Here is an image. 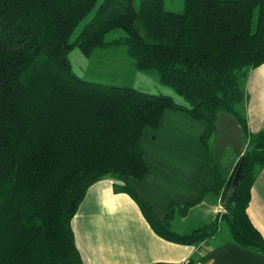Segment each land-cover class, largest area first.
I'll use <instances>...</instances> for the list:
<instances>
[{
  "label": "trees",
  "instance_id": "obj_1",
  "mask_svg": "<svg viewBox=\"0 0 264 264\" xmlns=\"http://www.w3.org/2000/svg\"><path fill=\"white\" fill-rule=\"evenodd\" d=\"M119 46L138 72H155L185 104L75 73L76 49L91 58ZM263 64L264 0H184L182 12L167 10L165 0H0V264H84L72 222L89 188L107 176L168 241L199 244L226 224L237 244L264 254L248 215L264 169V130L253 133L239 111L242 81ZM167 110L207 125L201 142L219 181L209 190L216 195L227 183L213 159L219 114L233 115L249 138L226 212L187 234L172 230L175 213L185 216L208 191L171 205L161 220L132 184L149 171L146 129H157Z\"/></svg>",
  "mask_w": 264,
  "mask_h": 264
},
{
  "label": "crops",
  "instance_id": "obj_2",
  "mask_svg": "<svg viewBox=\"0 0 264 264\" xmlns=\"http://www.w3.org/2000/svg\"><path fill=\"white\" fill-rule=\"evenodd\" d=\"M148 73H140L138 78H153L161 86L158 75ZM244 90L246 98L239 111L250 130L258 133L264 130V64L250 71ZM168 96L185 104L175 94ZM206 129L204 122L167 110L160 126L146 129L142 141L149 171L132 184L161 220L171 205L182 207L208 191L185 216L175 213L172 230L178 234L211 223L222 205V193L209 192L217 188L219 181L201 142ZM213 145L214 162L228 181L249 147V138L233 115L219 114ZM107 177L89 188L72 222L84 264H264V254L237 244L225 226L215 237L199 244L164 239L152 228L133 197L117 193L118 181ZM248 215L264 238V169L257 172Z\"/></svg>",
  "mask_w": 264,
  "mask_h": 264
},
{
  "label": "rangeland",
  "instance_id": "obj_3",
  "mask_svg": "<svg viewBox=\"0 0 264 264\" xmlns=\"http://www.w3.org/2000/svg\"><path fill=\"white\" fill-rule=\"evenodd\" d=\"M165 7L169 11L182 12L184 8V0H165ZM94 14H91L75 31L73 39L81 33L84 27L90 22ZM70 60L75 70V73L82 79L100 84H113L117 86H129L138 91L150 94H163L173 96L176 93L163 86L156 84L150 74L148 77L141 75L134 65V59L129 55L125 46L112 47L108 49H97L91 58L85 57L79 49H76L70 55ZM155 73V72H151ZM154 75H157L156 73ZM140 77V76H139ZM247 78L242 81L244 86ZM166 89V90H165ZM177 99H180L176 95ZM106 179H112L110 176ZM223 226L229 228L226 224ZM230 232V231H229Z\"/></svg>",
  "mask_w": 264,
  "mask_h": 264
},
{
  "label": "water",
  "instance_id": "obj_4",
  "mask_svg": "<svg viewBox=\"0 0 264 264\" xmlns=\"http://www.w3.org/2000/svg\"><path fill=\"white\" fill-rule=\"evenodd\" d=\"M245 164V158H241L237 169L233 171L231 177L228 179L225 188L223 189L221 196V204L224 205L225 202L230 199L236 190L237 184L241 179V171Z\"/></svg>",
  "mask_w": 264,
  "mask_h": 264
},
{
  "label": "built area",
  "instance_id": "obj_5",
  "mask_svg": "<svg viewBox=\"0 0 264 264\" xmlns=\"http://www.w3.org/2000/svg\"><path fill=\"white\" fill-rule=\"evenodd\" d=\"M226 211L224 209V206L223 205H220L219 207V214L222 215L224 214ZM181 264H191L189 261L188 262H185V263H181Z\"/></svg>",
  "mask_w": 264,
  "mask_h": 264
}]
</instances>
